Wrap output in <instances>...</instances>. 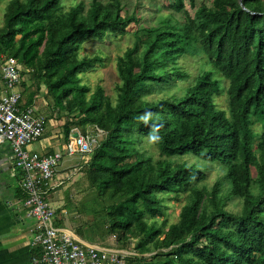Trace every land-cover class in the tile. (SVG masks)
Returning <instances> with one entry per match:
<instances>
[{"label":"trees","instance_id":"1","mask_svg":"<svg viewBox=\"0 0 264 264\" xmlns=\"http://www.w3.org/2000/svg\"><path fill=\"white\" fill-rule=\"evenodd\" d=\"M166 1L169 17L135 29L117 57L114 102L82 80L103 58L80 59L79 52L137 23L120 0L78 2L65 12L64 0H11L0 64L3 56L21 67L20 110L40 96L53 113H63L65 141L72 127L104 132L74 172L84 175L100 206L95 220L114 237V249L134 242L125 264H264V0ZM188 58L201 64L180 97L146 99L189 82L180 66ZM222 93L225 108L215 102ZM146 113L147 123L140 119ZM154 124L160 139L151 142ZM200 162L218 165L221 177L210 188L211 168ZM50 191L48 182L46 197ZM181 197L179 218L170 224L165 202Z\"/></svg>","mask_w":264,"mask_h":264},{"label":"rangeland","instance_id":"2","mask_svg":"<svg viewBox=\"0 0 264 264\" xmlns=\"http://www.w3.org/2000/svg\"><path fill=\"white\" fill-rule=\"evenodd\" d=\"M11 0H0V29L3 26V15L7 4ZM91 0H64L63 2V12L67 11L69 7L73 6L78 2H84L88 4ZM103 3L108 0H101ZM123 5V12L125 14H135L137 23L133 24L129 30L128 34L118 35V36H108L102 41L90 40L85 43L79 52L81 58H94L101 57L103 62L101 65H96L93 69L89 70L87 73L82 75L83 82L89 86L90 92H92L96 86H101L104 90L106 96H108L113 102L115 101V87L119 84L118 76L116 75L115 66L116 59L121 56L127 47H130L133 41L131 33L138 28H148L153 26H159L161 21L169 17V11L166 8L168 1L166 0H120ZM211 0H196L197 6L200 4L210 5ZM189 5L186 2V7ZM124 15V14H123ZM177 19H182V15H176ZM3 57V56H2ZM2 62V59H1ZM201 63H198L195 59H182L180 66L182 70L186 71L190 75L189 82H176L179 89L170 90L167 93H159L158 95L147 97L146 99H151L153 97H171L174 96L178 98L182 95L180 88H186L189 83L199 73V67ZM222 87H227V83L221 80ZM20 90V88H19ZM21 91V90H20ZM37 111L38 113L47 116L48 120L45 122L44 130L42 136L51 135L53 133H60L63 135V123L64 118L63 113L55 114L51 110L50 106L47 107L45 100L42 97H37ZM49 102V101H48ZM215 102L220 108H225L226 99L224 93L220 97L215 98ZM61 117V118H60ZM51 123V124H50ZM93 129H89L92 132ZM56 135V134H55ZM94 135V134H93ZM64 136V135H63ZM62 136V140L65 138ZM103 136L97 137L98 142ZM144 150L156 158V150L152 146L151 142L147 139L143 140L142 144ZM58 152L62 154V159L59 162L54 178L57 176V171L62 173L61 182H65L59 188V202L51 201L50 206L56 212L53 222L56 226L65 228L72 231L74 234H78L83 237V241L87 243H96L106 248L115 250L114 246H117L115 239L112 236L104 235V228L99 225V221L95 220L94 212L100 210V206L96 205L94 200L92 202L93 194L90 192L89 188H86V181L84 175L75 170V165H82L85 163L89 155L75 154L73 156H68L66 154V143L58 149ZM185 161H194V158H182ZM177 161H181L177 160ZM201 165L210 166L211 169L206 171L207 178L205 184L210 188L220 177L221 173L218 169L217 164H209L200 162ZM80 168V167H78ZM76 173V174H75ZM75 174V175H73ZM54 178L50 181L52 182ZM61 196V197H60ZM167 206V215L169 223L177 222L179 218V212L184 205V197H181L180 201H170L167 199L165 202ZM92 213H90V211ZM231 212H239L238 207L229 206L228 209ZM111 239V241H109ZM134 242L128 248L124 249L122 252L126 255H132V248ZM134 254V253H133Z\"/></svg>","mask_w":264,"mask_h":264},{"label":"built area","instance_id":"3","mask_svg":"<svg viewBox=\"0 0 264 264\" xmlns=\"http://www.w3.org/2000/svg\"><path fill=\"white\" fill-rule=\"evenodd\" d=\"M1 79L8 93L0 95V144L7 143L22 174L21 187L25 218L32 221L31 247L38 252L34 264H125L122 252L82 243L77 235L54 224L56 211L51 208L44 188L56 173L62 159L60 152L46 156L30 152L42 138L46 119L36 107L20 110L21 67L11 58L1 57ZM94 134V135H93ZM104 132L94 128L82 131L72 127L66 143V154L90 155ZM114 238V237H113Z\"/></svg>","mask_w":264,"mask_h":264},{"label":"crops","instance_id":"4","mask_svg":"<svg viewBox=\"0 0 264 264\" xmlns=\"http://www.w3.org/2000/svg\"><path fill=\"white\" fill-rule=\"evenodd\" d=\"M6 93L8 91L0 76V95ZM62 136L60 133L42 136L28 149L41 156L58 152L63 143H67V140H62ZM61 180L62 173L58 170L52 186L50 185L51 191L47 196L49 202H59L60 190L57 186ZM21 181L22 174L15 163L10 146L7 143L0 144V264H34L33 260L38 256V252L30 244L33 224L25 218ZM79 239L82 243L106 248Z\"/></svg>","mask_w":264,"mask_h":264},{"label":"clouds","instance_id":"5","mask_svg":"<svg viewBox=\"0 0 264 264\" xmlns=\"http://www.w3.org/2000/svg\"><path fill=\"white\" fill-rule=\"evenodd\" d=\"M150 118H151L150 113H146L140 117V119L143 120L145 123H147ZM158 132H159V126L154 124L152 126V134L149 137L151 142H156L160 139V137L157 135Z\"/></svg>","mask_w":264,"mask_h":264}]
</instances>
